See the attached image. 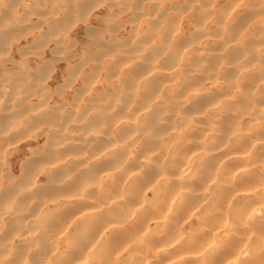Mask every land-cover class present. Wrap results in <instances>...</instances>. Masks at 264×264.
Returning <instances> with one entry per match:
<instances>
[{"label":"clouds","instance_id":"clouds-1","mask_svg":"<svg viewBox=\"0 0 264 264\" xmlns=\"http://www.w3.org/2000/svg\"><path fill=\"white\" fill-rule=\"evenodd\" d=\"M0 264H264V0H0Z\"/></svg>","mask_w":264,"mask_h":264}]
</instances>
